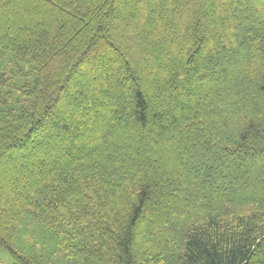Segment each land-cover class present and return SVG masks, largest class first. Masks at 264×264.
<instances>
[{
    "label": "trees",
    "instance_id": "16d2710c",
    "mask_svg": "<svg viewBox=\"0 0 264 264\" xmlns=\"http://www.w3.org/2000/svg\"><path fill=\"white\" fill-rule=\"evenodd\" d=\"M10 264H264V0H0Z\"/></svg>",
    "mask_w": 264,
    "mask_h": 264
},
{
    "label": "rangeland",
    "instance_id": "374dc122",
    "mask_svg": "<svg viewBox=\"0 0 264 264\" xmlns=\"http://www.w3.org/2000/svg\"><path fill=\"white\" fill-rule=\"evenodd\" d=\"M10 257L6 251L0 248V264H10Z\"/></svg>",
    "mask_w": 264,
    "mask_h": 264
}]
</instances>
